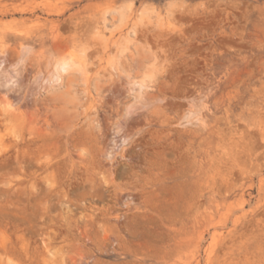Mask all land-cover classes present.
I'll use <instances>...</instances> for the list:
<instances>
[{"label":"rangeland","instance_id":"1","mask_svg":"<svg viewBox=\"0 0 264 264\" xmlns=\"http://www.w3.org/2000/svg\"><path fill=\"white\" fill-rule=\"evenodd\" d=\"M263 143L264 0H0V264H264Z\"/></svg>","mask_w":264,"mask_h":264},{"label":"bare ground","instance_id":"2","mask_svg":"<svg viewBox=\"0 0 264 264\" xmlns=\"http://www.w3.org/2000/svg\"><path fill=\"white\" fill-rule=\"evenodd\" d=\"M68 67H69V65L68 64H65V63H63V64H61V65H59L57 68H58V71L59 72H66L67 71V69H68ZM58 79V78H57ZM240 132V131H239ZM236 134H237V132H236ZM242 134V133H241ZM264 144V143H263ZM262 144V145H263ZM263 149H264V147H263ZM210 161H212V159H210ZM212 163V162H211ZM232 164V163H231ZM214 166V165H213ZM239 166V165H238ZM220 168V167H219ZM222 169V168H221ZM214 170H216V168L214 169Z\"/></svg>","mask_w":264,"mask_h":264}]
</instances>
